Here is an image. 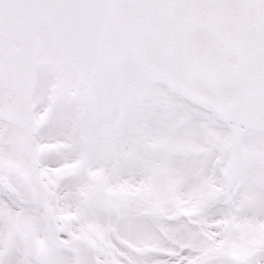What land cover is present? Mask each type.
I'll return each mask as SVG.
<instances>
[{
  "label": "snow or ice",
  "instance_id": "snow-or-ice-1",
  "mask_svg": "<svg viewBox=\"0 0 264 264\" xmlns=\"http://www.w3.org/2000/svg\"><path fill=\"white\" fill-rule=\"evenodd\" d=\"M0 264H264V0H0Z\"/></svg>",
  "mask_w": 264,
  "mask_h": 264
}]
</instances>
